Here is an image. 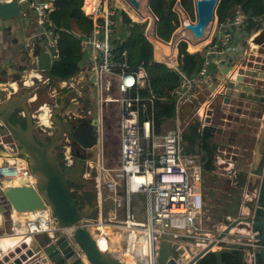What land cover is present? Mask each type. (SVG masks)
Wrapping results in <instances>:
<instances>
[{
  "label": "built area",
  "instance_id": "built-area-1",
  "mask_svg": "<svg viewBox=\"0 0 264 264\" xmlns=\"http://www.w3.org/2000/svg\"><path fill=\"white\" fill-rule=\"evenodd\" d=\"M4 1L8 0H0V3ZM55 1L17 0L19 17L27 18L28 13L35 15L41 26L44 48L51 54L52 61L58 57L57 37L53 34V25L49 19V13L56 5ZM110 1L82 0L81 8L91 18L93 27L89 33L80 36L79 54L82 62H89V65H80V72L85 79L93 74H96L97 80L110 73L117 76L121 96L109 98L108 101L120 104L118 162L107 165L98 152L95 159L88 160L89 167L83 175L94 183L98 213L93 219H82L80 225L88 229L97 244L99 240L102 241V250L109 251L126 264H157L161 240H168L170 244H176V249H183L177 258L170 255L165 264H169L171 260L177 264H185L192 258L186 250L187 246L191 251L197 252L213 240V247L221 242L239 244L246 263L257 264L259 251L263 247L261 242L253 238L257 230L250 229V232L244 233L237 230L239 234L233 239L217 238L218 233L235 220L239 213L235 216L226 215L222 221H218L213 231L209 229L210 216L206 213L204 203L201 158L196 153L185 151L183 129L180 126L165 129L157 127L153 111L154 95L149 93L142 96L139 93V88L147 77V66L141 64L136 68H129L126 51L118 50L121 39L115 16L120 13L117 9L120 3L115 8L110 6ZM120 7L129 14L130 7L127 4ZM182 12L187 13L184 9ZM3 21L7 20L0 19V25ZM217 22L221 28L220 35L213 44L214 48L205 59L198 78L191 80L182 75L174 94L178 102L199 101L201 86L214 83L213 73L208 68L210 57L224 50L236 54L244 52L242 44L240 47L231 46V25L241 28L245 32L243 40L249 43L264 28V14L250 16L237 11L231 19ZM147 38H151L149 31ZM180 39L177 38V41ZM24 44L25 49L30 46L28 41ZM90 50L95 55L87 57ZM117 54L124 58L123 61L116 59ZM0 85L7 89L4 84ZM219 87L221 88V84ZM208 107L209 103L196 120L205 121ZM96 113L98 116L97 110ZM100 144L99 141L98 148ZM0 147L6 152L5 156H0V196L4 187H35L36 180L29 168V161L18 154V144L14 140H3L0 137ZM226 155V160L232 161L235 154L228 152ZM63 158L65 166H72L73 159L68 147L64 150ZM218 169L220 172L217 171V174L226 175L233 186L237 185V172L234 168L231 173H226L219 166ZM250 193L244 186L242 205L246 204ZM16 212L11 208L8 220L10 235L17 236L19 242L37 234L52 235L55 231H60L84 261V255L72 238L76 225L59 228L48 204L31 211L26 217H21ZM247 223L240 220V228L237 229L245 228ZM84 263L87 264L85 261Z\"/></svg>",
  "mask_w": 264,
  "mask_h": 264
},
{
  "label": "water",
  "instance_id": "water-1",
  "mask_svg": "<svg viewBox=\"0 0 264 264\" xmlns=\"http://www.w3.org/2000/svg\"><path fill=\"white\" fill-rule=\"evenodd\" d=\"M123 1L141 16V5L138 0ZM150 1L147 0L145 8L152 13L149 6ZM219 1L193 0L194 19L192 22H185L188 14L182 16L183 8L180 2L175 3L174 9L179 16V29L190 30L195 35L197 41L193 44L202 43L209 38L217 17L216 10ZM18 17L17 0L0 3V19L10 20ZM156 23L157 18L155 17L152 36L158 39ZM175 34L176 31L169 43L175 42ZM181 40L188 42L183 38L179 41ZM242 47L243 53L236 54L233 51H225L210 58L208 68L212 73H217L218 76L214 77L213 84H203V86L212 93L215 91L211 102L213 105L207 112L204 122L197 120L198 136L191 146L194 153L203 156L202 165L209 159L210 153L206 149H200L201 139L217 143V151L225 150L226 146L229 147L237 142L239 145L240 140L246 138L245 127L247 126H243L246 119L252 121L253 117L255 118V113L258 112L259 114L258 107L264 106V28L259 30L249 40V43L243 40ZM29 58L39 70H51L53 64L51 54L45 48H39L37 43L33 45V51ZM90 80L95 81L96 74H93ZM219 84H221L220 89H218ZM10 96L0 100V137L3 140H14L18 144V154L28 159L29 168L36 183L35 187L10 186L2 188L0 213L8 220L11 208L19 212L34 211L43 208L46 203L59 228L76 225L72 238L84 255L87 264H126L109 251L102 250L88 229L80 225L82 219H93L98 213L97 202L82 205L77 202L72 193L73 190L69 186V182L82 181V165L79 163V159H85L84 154L79 153L78 159L72 166L63 167L61 160L54 152V148L61 143V131L70 136L82 152L98 148L99 143L96 146L93 145V140L91 141L86 133L83 134L78 131L79 128L77 129L75 125L67 131L66 125L71 120L77 122V118L72 117L73 115L66 110L59 117L54 112H50L49 121L58 126V131L50 139L41 138L38 141L34 135L35 129L37 127H44L43 129H45L46 126L36 118L35 111H32L31 104L28 103L30 93L28 91L17 92ZM213 107L214 111L212 110ZM16 108L23 111L22 117L25 125L14 124L10 121V116ZM255 131L257 133L254 137L253 156L249 162L241 163L247 174V183L250 181L255 183V181H263L264 179V120L261 126L255 128ZM220 141L226 146H223ZM5 154L4 149L0 147V156H5ZM240 220L256 227L257 232L253 238L263 244L258 256L260 264H264V200L258 202L257 210L254 212L244 214L240 211L239 216L228 223L227 227L218 233L217 238H235L239 232L232 229L240 228ZM31 238L32 242H30V238L25 239L14 248L0 254V264H85L77 250L69 244L66 236L60 231H55L52 235L48 233L37 234ZM214 245L215 241L213 240L208 243L207 247L197 252L191 251L190 247L187 246L186 250L192 258L185 264H201L211 254L214 256V260L209 264H226L223 260V254L234 253L240 249L239 244L228 242H221L217 245V249H212ZM176 248V244H170L168 240H161L157 251V264H165L170 255L177 258L183 249ZM169 264L177 263L171 260Z\"/></svg>",
  "mask_w": 264,
  "mask_h": 264
},
{
  "label": "crops",
  "instance_id": "crops-1",
  "mask_svg": "<svg viewBox=\"0 0 264 264\" xmlns=\"http://www.w3.org/2000/svg\"><path fill=\"white\" fill-rule=\"evenodd\" d=\"M138 1L141 5V9H140L141 16H139L136 12H134V10H130L131 8L129 9V14H124L125 12L123 13V10H121V7H120L122 6V4L123 5L126 4L123 1H121L123 2L121 3L119 0H111L110 6L116 8L117 3H120L119 7H117L120 13H117L115 16L117 23L119 24L118 34L121 39L120 42L125 41L127 40V38L130 37L129 28L132 27V25L133 26L142 25V24L145 25L144 34L146 37V44L144 47L142 59L138 62L139 65L144 64L148 68L150 64L154 63V64L165 66L166 70H178V54H179L178 44L180 41L178 42L177 38H180V37L187 38V41L189 42V44L186 42L187 43L186 50L188 52L194 53L196 51H200L202 52L205 58L209 57V54H210L209 52L213 50L214 48L213 44L215 43L217 37L220 35L221 27H220V24L217 22L218 20L217 17H216L215 22L213 23V27L210 32L209 38L205 40L203 43L193 44L192 43L193 40L184 33L185 31H187L186 29H179V31L176 33V36H175L176 44L175 42L169 43L175 31L172 33L168 41H164L160 39L158 36H157L158 39L154 38L152 36V30L154 27V21H155L156 16L152 12V10H151L152 16L150 17L144 16L145 15L144 11L146 10L145 5H146L147 0L146 1L138 0ZM237 1L240 2L242 0H237ZM150 5H151V1H150L149 6ZM150 9H151V6H150ZM173 10L176 13L178 21H179V16L177 12L175 11L174 8ZM84 14L88 16L85 12ZM123 14L126 16V20L123 19ZM182 16H183V13H182ZM151 17H153V19ZM157 21H158V18H157ZM126 24H127V27H126ZM92 27H93V22H92ZM230 30L233 35L231 46L240 47L241 44L243 43V36L245 35V32L242 31L241 28L237 26H233V25H231ZM148 31H150L149 34L151 38H147ZM53 34L56 35L58 39V36L57 34L54 33V31H53ZM82 35L77 34L78 43H79V38ZM26 41H28L30 45L28 48L26 47L27 52L24 46L25 45L24 43ZM36 43L39 45V48H44V43L41 38V26L38 24L36 17L33 13H28L27 18L18 17V18L7 20V21H3L1 23L0 25V83L4 84V86H7V89L3 88L2 87L3 85H0V89L10 90L11 94H15L16 92L19 93L21 92V90L28 91L30 93L28 103H31V102L35 103L40 93L42 94L48 93L49 95H55L54 96L55 102L53 101L52 104L50 105L46 104L45 102L40 101V104H38L39 107L34 112V115L36 116L39 110H42L46 107L48 108V113L50 115L49 108H51L53 105H58V102L61 99L62 101H64V103L63 104L61 103V105L59 106L61 108H63L64 106L67 107V105L69 106L70 102H74L75 100L84 101L85 99L82 94V91L84 88H86L87 91H89V88H90L91 93H92L91 99L94 105L93 108L97 110V112L99 113L98 119H99L100 126H101V136H100L101 144H100V148L98 151L99 153L98 155H100V157L104 160V162L107 165H115L118 162V143L117 141H116V145L112 146L114 154H112L113 156H112L111 162L107 161L105 153L107 150V131L111 129L110 127H107V124H106L107 123L106 117L110 116V115H106V113H109L110 108H113L116 106V112H117L116 116L118 118V123H119V118H120V115H119L120 109H119L118 102L108 101L109 98L110 99L119 98L121 96V93L117 86V76L113 73H110V74L101 76L98 80L96 78V80L92 82L90 80L91 77L88 79H85V77L83 76L84 74L80 72L81 67H79V70L77 71V73L71 78H69L68 80L58 81L55 79H50L48 75L49 71L39 70L35 65H33L34 62H31V58H29L31 52L33 51V45L34 44L36 45ZM166 46L167 47L169 46V47L167 48ZM225 51H228V50L221 51L219 52V54ZM58 55H59V52H58ZM94 55L95 53L90 50L88 51V54L86 56L92 57ZM210 58H209V61H210ZM56 59H54L52 63ZM126 61L130 66H136V65H133L134 58H129L128 55H126ZM81 64L89 65V62L80 61V65ZM218 65L220 67V64ZM203 67H204V64H203ZM84 73L87 74L88 76L87 72L84 71ZM181 75H184V74L181 73ZM198 76H200V73ZM198 76L196 78H198ZM213 76L217 77L218 74L213 72ZM47 78L49 79L48 81H47ZM194 79H191V80H194ZM143 84L144 82L141 84L140 87H142ZM140 89L141 88H139V90ZM218 89H220V87ZM175 91L176 89L172 90L171 93L174 95L176 94ZM149 92L152 93L151 91ZM214 93L215 91L211 93L209 89L205 88L204 86H201V90L199 93V99L200 98L201 99L198 101L197 105H193L192 104L193 102H178L177 98L175 97L176 99L175 115L171 118H168L158 127H160L161 129H165L167 127L180 126L184 130V128L187 125L193 123L194 121H196V119H198V116L202 114L207 103H209L208 110L211 109V106L213 105V103L211 102L213 100ZM4 96L5 98H7V95H4ZM41 107L43 108L41 109ZM212 110L214 111V107ZM258 110L260 111L259 114L258 112L255 113V118L253 117L252 121H248L249 119L248 120L246 119V123L245 125H243V126H247L245 127L246 128L245 129L246 138L241 139L240 140L241 143L239 142V145H237L238 144L237 142L234 145H231L228 147L226 146L225 143L220 141L223 146H226V149L218 150V153L216 155V161H215V164L217 165V170H219L218 166L219 167L222 166V168L224 169L225 167H228L225 169L226 173H231L234 169L237 172L238 170H240V166H241V169L243 168L242 164H245V162L250 161V159L253 156V150L255 149V138L254 137H256V133H257V131H255V128H258V126H261L264 120V109L260 107L258 108ZM118 123L116 124L117 134H118ZM202 140L203 139H201V141ZM204 140L207 141L206 139ZM201 141H200V144H201ZM215 141H217V139H215ZM200 149H201V146H200ZM185 151L193 152L192 149L185 150ZM228 152H233L236 155V156L235 155L233 156L232 161L226 160V157H227L226 154ZM199 156L200 158L203 159V156L201 154ZM243 171L246 174L245 170ZM229 176H232V174ZM246 179H247V174H246ZM260 183L261 181H255V183L251 181L249 183L246 182L245 186L247 187L248 190H250L251 193L248 199V205L245 204L247 205L245 206V205H242L241 203L239 206V212L241 211V209L244 213L247 210L248 212H254V210L255 211L257 210L258 202H259V198L257 197V194L260 188ZM206 197L207 196H205V198ZM250 197L252 198L250 199ZM231 216H234V215H231ZM8 230H9V220H7L0 213V234H1L0 238L7 235ZM32 241L33 240L31 238L30 242ZM1 250L3 249H0V251ZM6 251L2 252V254L5 253Z\"/></svg>",
  "mask_w": 264,
  "mask_h": 264
},
{
  "label": "trees",
  "instance_id": "trees-1",
  "mask_svg": "<svg viewBox=\"0 0 264 264\" xmlns=\"http://www.w3.org/2000/svg\"><path fill=\"white\" fill-rule=\"evenodd\" d=\"M176 1L180 2L182 8L187 14L194 19L193 15V0H151V10L158 18L156 24L157 36L168 41L172 33L179 25V21L173 8ZM55 7L49 13V19L53 25V31L57 34V46H58V58L53 62L51 70L48 72L50 79L55 80H68L74 76L80 67V47L78 43L77 34H85L91 31L92 21L81 10L82 0H56ZM237 11H241L243 14L250 16H262L264 14V0H220L217 6L216 15L218 21H224L231 19ZM124 13V12H123ZM126 14V13H124ZM123 14V19L126 20V16ZM127 27V24H126ZM130 37L127 40L118 43V50L126 51V55L129 58H134V64L136 66L127 65L129 68H136L139 65V61L142 59L144 47L146 44L145 37V25H132L129 28ZM187 43L180 41L178 44V70H166L165 66L158 64H150L147 70V77L144 79V84L139 90L142 96L149 95V91L154 95L153 111L154 120L157 127L175 115V96L171 93L175 90L180 82L181 73L189 79L196 78L203 64L205 63V57L200 51L190 53L186 50ZM116 59L122 61V56L117 54ZM138 63V64H137ZM203 86V85H202ZM201 99V98H200ZM197 105L198 101L192 103ZM23 124V123H22ZM198 129L197 120L187 125L182 133L183 144L186 150H191V144L195 139ZM214 143V142H213ZM201 149H211L210 154H213L217 150L218 145L214 143L213 146H209L204 139L201 141ZM209 151V150H208ZM213 152V153H212ZM214 155V154H213ZM202 159V158H201ZM214 163L208 159L202 167V179H203V196L206 208V201L208 195L217 200L219 195L224 194L226 197L225 204L219 209L220 214L215 211L209 210V216L217 221H222L226 215H232L230 213L231 205L235 201L236 189H239V195L243 192V187L246 185V174L244 173V167L241 169L237 177V185L233 186L229 183L228 179L226 184L228 188L217 195L214 184H212L217 173L215 172ZM64 167V165L61 163ZM207 177V178H206ZM208 180V183L206 182ZM216 183V182H215ZM230 184V185H229ZM70 188L74 185L69 184ZM209 191V194L207 193ZM73 195L77 197L76 190L72 191ZM205 196H207L205 198ZM91 198L95 199V193L91 194ZM264 200V180L262 182V189L259 196V201ZM78 202V201H77ZM211 206V205H210ZM211 208V207H210ZM207 209V208H206ZM214 256L211 254L207 256L205 262L212 263ZM223 260L226 264H245L243 260V253L235 251L234 253L223 254ZM258 264H260L258 256Z\"/></svg>",
  "mask_w": 264,
  "mask_h": 264
},
{
  "label": "flooded vegetation",
  "instance_id": "flooded-vegetation-1",
  "mask_svg": "<svg viewBox=\"0 0 264 264\" xmlns=\"http://www.w3.org/2000/svg\"><path fill=\"white\" fill-rule=\"evenodd\" d=\"M24 91H21L19 93H22ZM17 93V92H16ZM13 95V94H12ZM55 95H49L48 93L46 94H42L40 93L39 97L37 98L36 102L33 103L31 102V109L32 111H35L39 106L38 104H40L41 102H45L46 104L50 105L52 104V102H55ZM11 97V96H10ZM2 99V98H1ZM61 103L63 104L64 101H62V99L58 102V105H53L50 109V112H54L56 116H60L61 114H63V112L66 110L69 114H72V117L77 118V122L74 120H71V122L66 125V130L69 131L71 130V127L73 125H75V127L78 129V131H81L83 134L86 133L88 135V137L90 138V140L93 142V145H97V143H99L100 141V136H101V126H100V122L96 113V110L93 108V101L92 99L89 100H84V101H78L75 100L74 102H70V105L67 107L64 106L63 108L59 107L61 105ZM261 108L264 109V106H260ZM258 107V108H260ZM260 112V111H259ZM23 111L20 108H16L14 110V112L11 114L10 116V121L14 124H21V125H25L24 119L22 117ZM51 115H49V118ZM50 120V119H49ZM79 121V122H78ZM50 124L47 126L45 125V129H43L42 127H37L34 131V135L36 137V139L39 141L41 138H46V139H50L52 135H54L57 131H58V126L49 121ZM23 123V124H22ZM77 131V132H78ZM62 135H61V143L59 145H57L54 148V152L56 154V156L61 160V163L65 166L66 164H64L65 162L63 161V155H64V150L66 147L69 148V152H70V156L73 159V164H75L76 160L78 159L77 155L80 154H84L85 159H79V163L82 165V171H81V179L82 181L79 182H69V184H72L74 186H72L71 188L75 187L76 193H77V201L79 203H81L82 205H86V204H94L96 202V194H95V199L91 198V194L95 193V188H94V183L92 180L88 179L86 177V175H83L85 170L88 169L89 165H88V160L94 159L99 148H93L92 150H88L85 152H82V150L80 148L77 147L76 143L73 141V139L68 136L64 131H61ZM207 143L209 144V146H213L214 143L211 142L210 140L207 141ZM212 149V148H211ZM211 149H206L208 152H210ZM213 153V152H212ZM218 151L215 150V152L213 154H210L209 159L211 160L212 163H214L213 165L215 166V172H217V165L215 164L216 161V155H217ZM203 159H201L202 161ZM64 162V163H63ZM240 173V170L237 171V177L238 174ZM264 180V179H263ZM262 182L260 183V188L258 190V194L257 197L259 198L260 193H261V189H262ZM252 203V202H250ZM253 218V217H252ZM246 226H250L251 229L253 230H257L256 227L253 224L247 223L245 224ZM242 252L241 250H237ZM243 253V252H242ZM244 254V253H243ZM206 260V259H205ZM205 260H203L201 262V264H209L207 262H205ZM243 260L245 261V258L243 256ZM225 262V261H224ZM211 263V262H210ZM226 263V262H225ZM257 264H258V260H257Z\"/></svg>",
  "mask_w": 264,
  "mask_h": 264
},
{
  "label": "rangeland",
  "instance_id": "rangeland-1",
  "mask_svg": "<svg viewBox=\"0 0 264 264\" xmlns=\"http://www.w3.org/2000/svg\"><path fill=\"white\" fill-rule=\"evenodd\" d=\"M120 2L121 1H123V0H119ZM124 2V1H123ZM130 10H132V9H130ZM183 16H185V14L183 13ZM152 19H153V17H151ZM192 20V18H190V16H189V18H185V20ZM193 21V20H192ZM179 30V27L175 30L176 32ZM188 43V42H187ZM203 43V42H202ZM189 44V43H188ZM22 91V90H21ZM82 94H83V96H84V99H85V101L86 100H89V99H91V96H92V93H91V90H90V88H89V91H87V89L86 88H84L83 89V91H82ZM4 95H7V97H9L10 95H11V93H10V91L9 90H1L0 89V100H1V98H3V97H5ZM29 104H31V103H29ZM118 105H119V109H120V104L118 103ZM117 105V106H118ZM48 109V108H47ZM116 114H117V112H116V106L115 107H113V108H110L109 109V113H106V115H110L109 117H106V121H107V127H110L111 129H109L108 131H107V150H106V153H105V156H106V159H107V161L108 162H111L112 161V154H114V151H113V149H112V146L113 145H116V141H117V143H118V137H117V130H116V124L118 123V118H117V116H116ZM37 118V117H36ZM38 119V118H37ZM48 119H49V117H48ZM49 124H50V122H49ZM48 124V125H49ZM47 125V126H48ZM113 130V131H112ZM220 168H221V170H222V166H220ZM219 171V170H218ZM220 172V171H219ZM228 175V174H227ZM207 178V177H206ZM227 179H228V181H229V183H230V178L229 177H227L226 175H217V177H215L214 178V180H213V182H212V184H214V187H215V190H216V193H217V195H219L221 192H223L224 190H226L225 189V187L227 186V184H226V181H227ZM207 183H208V180L206 181ZM216 182V183H215ZM231 184V183H230ZM229 184V185H230ZM232 185V184H231ZM226 188H228V187H226ZM72 190H75V187H73V188H71ZM236 191V197H235V201H234V203L231 205L232 207H231V209L229 210L230 211V213L232 214V215H237L238 214V212H239V206H240V204H241V201H242V196H241V193H240V195H239V189H236L235 190ZM207 193L209 194V191H207ZM252 195V194H251ZM214 199H212L209 195H208V197H207V201H206V208H207V210H206V213H208L209 214V210H212V211H215L216 210V213H218V214H220V211H219V209H221V207L220 206H222L223 204H225V199H226V197L224 196V194L222 193V195H219L218 196V198H217V200L215 199V197H213ZM252 197H250V199H251ZM247 205H248V201H247V203H246ZM211 205V206H210ZM247 205H245V206H247ZM211 207V208H210ZM245 213H247L248 214V210L245 212ZM218 221L217 220H213V219H211V217H210V220H209V225H208V227H209V229H211L212 231L215 229V227L218 225ZM242 230H244V231H242L241 230V232H250V229H251V227H247V226H245V228H241ZM10 229L7 231V235L8 236H10ZM7 235H5V236H7ZM0 236H1V234H0ZM214 249H217V247H214Z\"/></svg>",
  "mask_w": 264,
  "mask_h": 264
},
{
  "label": "bare ground",
  "instance_id": "bare-ground-1",
  "mask_svg": "<svg viewBox=\"0 0 264 264\" xmlns=\"http://www.w3.org/2000/svg\"><path fill=\"white\" fill-rule=\"evenodd\" d=\"M146 1V0H145ZM136 14V13H135ZM144 16H152L151 14L152 13H150L149 11H147V10H145L144 11ZM143 15V14H142ZM132 16V15H131ZM140 16V15H139ZM184 18V17H183ZM146 20V19H145ZM147 21H149V20H147ZM186 22H192V20H185ZM146 22V21H145ZM187 30V29H186ZM150 32V31H149ZM187 36H189L192 40H193V42L192 43H195L196 41H197V39H196V37H195V35L194 34H192L191 32H190V30H187V31H185L184 32ZM150 35V34H149ZM180 38H183V39H185V40H187V38H184V37H180ZM167 45V44H166ZM165 47V46H164ZM167 47V46H166ZM169 47V46H168ZM167 47V48H168ZM162 52H164V51H162ZM164 57V56H163ZM171 60V59H170ZM15 85V84H14ZM44 107V106H43ZM43 107H41V109L43 108ZM46 107V106H45ZM36 117L38 118V120L41 122V123H43V124H45V125H48L49 124V119H48V117H49V113H48V109H47V107L46 108H44V109H42L41 111L39 110V112H37V114H36ZM246 210V209H245ZM30 212L31 211H17V213L21 216V217H26V216H29L30 215ZM236 230H238V231H240L241 232V230L242 229H237V227L235 228ZM235 229H232V230H235ZM242 231H244V230H242ZM244 233V232H243ZM30 240H31V238H30ZM20 240H19V238L17 237V236H13V235H10V236H4V237H1L0 238V249H3V250H1L0 251V254H2V252H4V251H6L7 249H12V248H14V246H16L17 245V243L19 242ZM98 246L101 248V249H104V245H103V243H102V241L101 240H99L98 241ZM212 248H214V247H212ZM84 261L86 262V260L84 259Z\"/></svg>",
  "mask_w": 264,
  "mask_h": 264
}]
</instances>
